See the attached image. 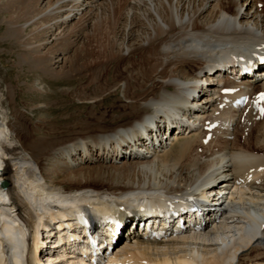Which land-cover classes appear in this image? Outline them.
<instances>
[{"label": "bare ground", "instance_id": "6f19581e", "mask_svg": "<svg viewBox=\"0 0 264 264\" xmlns=\"http://www.w3.org/2000/svg\"><path fill=\"white\" fill-rule=\"evenodd\" d=\"M0 5L21 72L60 79L87 71L99 84L101 73L113 68L112 82L100 83L99 89L104 94L124 84L123 102L100 118L91 115L90 121L68 127L65 134L27 126L20 117L14 127L7 117L0 120V264H82L74 250L85 253L86 247L77 241L56 255L44 247L38 253L40 225L51 229L42 238L48 243L64 227L59 223L53 233L52 222L65 218L58 210L67 212L68 221L85 212L87 228L96 232L101 225L94 214L101 213L109 227L105 239L115 243L113 256L127 257L123 264H264V220L257 226L254 220L264 210V68L252 75L247 68L217 66L230 44L249 49V58L256 52L251 68L264 62V0H0ZM197 78L210 82L206 90L198 86L189 109L192 118L202 120L179 126V133L170 135L171 149L161 143L144 155L118 149L121 139L117 146H112L116 138L106 139L108 132L118 131L105 128L112 113L133 120L131 125L156 104H183L172 98L186 94ZM35 84L32 89L43 91ZM242 95L250 101L241 108ZM99 98H90L91 104L103 101ZM220 133L225 140L217 137ZM215 140L220 145L213 148ZM81 146L88 153L79 164L47 176L44 165L54 151L74 160ZM218 164L222 181L210 196H226L215 198L201 217L186 213V229L172 230L163 240L140 232L144 214L135 205L140 196L157 201L158 192L194 202L198 184L207 180L203 175ZM223 172H232L231 178ZM3 182L9 183L6 189ZM57 195L60 208L46 202Z\"/></svg>", "mask_w": 264, "mask_h": 264}, {"label": "rangeland", "instance_id": "374dc122", "mask_svg": "<svg viewBox=\"0 0 264 264\" xmlns=\"http://www.w3.org/2000/svg\"><path fill=\"white\" fill-rule=\"evenodd\" d=\"M2 10L3 6L0 5V120L4 117H7V121L10 122V125L14 127L19 123L18 120L20 117L24 122H26V124H28L27 126H42L44 128L47 127L50 130L57 128L58 132L64 133V130L67 131L68 127L77 126L84 120L90 121L91 119L89 120L88 118H91V115L100 118L102 114H107L110 112L111 107L115 106L116 103L119 101H124L123 83L116 87V90L114 91L115 93L113 90H111L103 94L105 91L103 90L102 92L99 89L100 83L101 85H107L109 81L112 82V79L115 76L113 68L101 73L102 76L100 79H98L100 82L99 84H95L94 80L89 78L87 71H82L78 73L79 75H71L62 77L60 79L53 78L48 74L36 75V72H21L18 62H16V59L14 58V51L11 50L8 44L11 42V40L8 38L5 32L7 29V22L4 18ZM73 53L74 52H72V54ZM66 63L67 62L65 60L62 61L61 67L65 66ZM258 79L261 81V76H259ZM35 81V87L43 88V91H38L36 88H31V85L34 84ZM261 83H264V80H262ZM108 84H110V82ZM133 85L135 86V84ZM133 89L136 93L142 92L138 87H134ZM101 94H103V96H101ZM96 95L100 96L99 99H103V101L100 100L98 104H91L90 98ZM40 106H43L44 108L41 109ZM211 110L212 109L209 111L210 114ZM116 113L117 112H114L109 116V120H111L108 121L106 124L107 126H105L107 131L121 127L124 128L133 121L130 119L121 120V116H118L119 114ZM119 119L120 123L118 126H112L111 122L119 121ZM192 121L194 122L195 118ZM49 131L48 129L45 130L47 133H49ZM234 131L235 135L232 136L233 139L231 140V143H233L231 146L233 147L235 146V138H238L237 136L240 133L238 129ZM64 134L63 136H66ZM77 134H79V132ZM223 136V133H220V135L218 134L217 137ZM51 137L53 138L56 136L52 135L50 138ZM223 139L225 140V137H223ZM164 140L163 143H166L168 149H171L172 145H170V140H166V142H164ZM217 145H220V143L215 140V147L213 148H216ZM168 149L167 151H169ZM80 150L82 151L76 155L74 160L71 158V156L60 157V152L54 151V158L44 165L46 166L45 168L47 176L50 178L54 172L58 170V168H65V166L72 167V165L75 166L74 164H79L81 158L88 153V151H85L82 146L80 147ZM146 154L148 153L146 152L144 155ZM99 155L100 154L98 153L96 159L99 157ZM149 155H151V153H149ZM210 155L211 153H209L208 157H210ZM217 156L219 157L220 154H217L215 157L211 158V161L217 159ZM207 159L208 158H203L201 161L204 160L203 162H205ZM80 167L81 165H77L75 169H80ZM220 167L221 166H219V164L218 168L217 165L214 166V168L217 169L215 170V173H219L221 171L219 170ZM231 174L232 172L222 173L223 176H227L228 180L231 178ZM56 180L60 181L58 178H56ZM121 244L122 243L118 244L117 246H121ZM53 251H55L54 248L46 249V253L52 254Z\"/></svg>", "mask_w": 264, "mask_h": 264}, {"label": "water", "instance_id": "95a60500", "mask_svg": "<svg viewBox=\"0 0 264 264\" xmlns=\"http://www.w3.org/2000/svg\"><path fill=\"white\" fill-rule=\"evenodd\" d=\"M7 183L4 185L6 187Z\"/></svg>", "mask_w": 264, "mask_h": 264}, {"label": "snow or ice", "instance_id": "6c2138e0", "mask_svg": "<svg viewBox=\"0 0 264 264\" xmlns=\"http://www.w3.org/2000/svg\"><path fill=\"white\" fill-rule=\"evenodd\" d=\"M262 98H264V96H262Z\"/></svg>", "mask_w": 264, "mask_h": 264}]
</instances>
